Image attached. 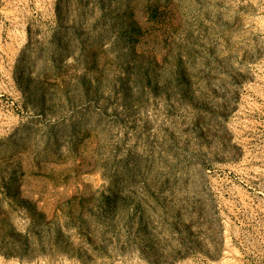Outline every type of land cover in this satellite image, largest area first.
<instances>
[{"label":"rangeland","instance_id":"1","mask_svg":"<svg viewBox=\"0 0 264 264\" xmlns=\"http://www.w3.org/2000/svg\"><path fill=\"white\" fill-rule=\"evenodd\" d=\"M0 264H264V0H0Z\"/></svg>","mask_w":264,"mask_h":264}]
</instances>
